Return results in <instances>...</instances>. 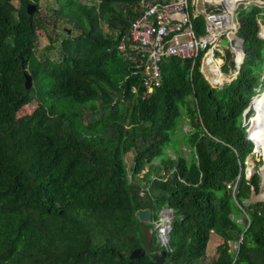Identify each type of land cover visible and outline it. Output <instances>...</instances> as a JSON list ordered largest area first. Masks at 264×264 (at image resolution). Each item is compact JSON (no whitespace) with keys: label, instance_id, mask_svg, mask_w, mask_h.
Instances as JSON below:
<instances>
[{"label":"trees","instance_id":"1","mask_svg":"<svg viewBox=\"0 0 264 264\" xmlns=\"http://www.w3.org/2000/svg\"><path fill=\"white\" fill-rule=\"evenodd\" d=\"M57 2L47 18L38 0H0V264H156L162 252V264H206L212 234L223 242L211 264H264V203L246 202L260 176L258 166L246 177L255 144L253 110L245 114L264 90V7L235 12L244 58L229 82L210 86L202 53L170 57L159 88L142 99L140 77L118 50L141 0ZM56 16L71 34L57 29ZM192 23L203 32L201 15ZM178 121L188 130L175 135ZM145 209L150 222L136 215ZM166 209L165 244L154 226ZM139 248L145 254L132 259Z\"/></svg>","mask_w":264,"mask_h":264},{"label":"built area","instance_id":"2","mask_svg":"<svg viewBox=\"0 0 264 264\" xmlns=\"http://www.w3.org/2000/svg\"><path fill=\"white\" fill-rule=\"evenodd\" d=\"M199 0H169L165 3H157L154 0H141L140 14L130 23L128 29L129 43L121 42L118 50L123 57L133 65L132 73L138 75L141 81V98L148 99L159 88L161 83V64L170 57L182 59H194L202 53L200 67L209 81L207 75L210 69L205 70V60L209 57V63L219 68V81H209L214 86H222L231 80L222 75V65L228 60L225 51L235 55H241L234 73H238L242 60L243 42L237 35L240 23L235 19V12L240 5L250 4L264 7V0H238L232 5L229 0H200L216 5L225 4L222 9H203L198 12ZM194 2L196 6H194ZM215 7V6H214ZM201 15L204 24L203 32L197 33L192 23V18ZM226 40L225 46L221 41ZM233 59H230L231 62ZM235 74V75H236ZM135 93V89L132 90ZM239 185V177L229 188L235 193ZM160 236L168 234L170 227L167 220L159 225Z\"/></svg>","mask_w":264,"mask_h":264},{"label":"rangeland","instance_id":"3","mask_svg":"<svg viewBox=\"0 0 264 264\" xmlns=\"http://www.w3.org/2000/svg\"><path fill=\"white\" fill-rule=\"evenodd\" d=\"M57 1L58 0H38V6L40 8V15L42 17L49 18V14H53L52 13V9L56 10L59 7V5H60V4L58 5ZM16 3H17V1H16ZM84 3H86V2H84ZM218 7H219V9L223 10V8L225 7V4L222 3ZM235 15H236V13H235ZM57 19H59L58 23H57V29H59L62 32L65 29H69L70 30V34H71V32L74 30L72 25H70L69 23H66V21L62 17L61 18L57 17ZM262 30H263L262 34H264V27L262 28ZM46 45H47V40H46L45 36L40 34L39 35V45H38V50H37L38 53H42ZM50 56H52V53L50 54ZM202 76L204 77V75H202ZM204 79H205V77H204ZM35 107H36V105L32 104V105L28 106V108H23L17 114V123L21 124L23 122V120L25 119V115H28L29 112H32ZM260 107H261V105H260ZM260 107H259V109H260ZM263 112H261V115L263 114ZM254 115L255 114H254V111H253V113H252V115H251V117L249 119V125H248V130H247L249 135H252V128L254 126L253 118H255V120H256V115L257 114L255 116ZM261 115L259 117V121L261 120V117H262ZM181 130H183L185 132V131L188 130V128H187V126L185 125L184 122L178 121L175 124V129H174L175 135L179 134L181 132ZM178 146L180 147V149L186 150V148L184 146L179 145V144H178ZM263 154L264 153H262L261 150H257V149L254 148L253 155L250 156L248 161H247V168H246V174H247L246 177L247 178H250L255 173V168L258 167V166H259L258 172L261 171V173H262V167L264 166V155ZM124 158H125L127 166H129L130 162H131V153L126 154L124 156ZM147 169L148 168H145L142 171L143 173H141L138 176L139 179H140L141 185L144 184V181L141 180L142 179L141 176L147 171ZM263 173H264V169H263ZM263 182H264V179H263ZM263 190H262V192H263ZM160 215H161V218H160L158 224H155V226H154V229H157L158 235H160V233H159L160 226L159 225L161 224V222L165 221V220L169 221L171 219V213H170L169 209L162 210ZM167 224H168V222H167ZM144 232H145L144 240L146 242V246H145L144 249L150 250L152 248V246L149 243V239L151 237V230H150V228H145ZM160 239H161L160 243H165L166 244L167 241H168L166 235L160 236ZM222 242H223L222 238L212 234L211 239H210L209 244H208V248H207V255H206V258H205V263L206 264H211V261L214 259L215 255H216V247H218L220 244H222ZM231 246H232V250H234L235 247H236V245H234V243L231 244Z\"/></svg>","mask_w":264,"mask_h":264},{"label":"water","instance_id":"4","mask_svg":"<svg viewBox=\"0 0 264 264\" xmlns=\"http://www.w3.org/2000/svg\"><path fill=\"white\" fill-rule=\"evenodd\" d=\"M35 5H29L28 6V14L29 15H32V13L35 11ZM242 40V38H240ZM227 44L226 40H222L221 41V45L222 46H225ZM243 57H244V54H243ZM243 57H242V60L240 61V64H239V67L240 68V65L243 61ZM24 76H25V81H24V87L26 89H30L31 86H32V80H31V76L27 73H24ZM257 98V97H256ZM255 99V98H254ZM253 99V100H254ZM249 110H251V107H249L245 114H247L249 112ZM249 139H251L253 141V143L255 144V149L257 148L256 147V143H255V140L252 138V135H249ZM259 173V176H260V187H259V192L256 193L254 190L251 191V194L249 196V199L246 201L247 203H257V202H261V203H264V200L261 199V192L263 190V175L260 172ZM171 215H172V211L169 210ZM137 217L139 218L140 221L142 222H150L151 221V211L149 209H145V210H140L139 212H137ZM169 222V221H167ZM235 249H237V247H235ZM145 254V250L143 248H139L137 250H135L132 255H131V258L132 259H135V258H139V257H142L143 255ZM164 257H165V252H162L160 256H154V260L156 262V264H162L163 261H164Z\"/></svg>","mask_w":264,"mask_h":264},{"label":"bare ground","instance_id":"5","mask_svg":"<svg viewBox=\"0 0 264 264\" xmlns=\"http://www.w3.org/2000/svg\"><path fill=\"white\" fill-rule=\"evenodd\" d=\"M232 1V3H234L236 0H231ZM241 56V55H240ZM204 66H205V70H206V72H208V70L207 69H210V71L208 72V73H210L211 75H207V77H208V79H209V81H219L220 80V78H219V68H216V67H214L211 63H209V57H207V59L205 60V63H204ZM261 99V98H260ZM259 99V100H260ZM257 104V103H256ZM256 104H255V111H256V120H255V118H253V123H254V126H253V128H252V138L255 140V143H256V149L257 150H262V152L264 153V147H262V146H260L259 144H258V142H257V135L256 134H258L259 135V137H260V139L264 142V96H263V98L261 99V107H262V109H261V111H259V113L260 112H263V114L261 115L262 117H261V120L259 121V113L257 112V109H256ZM260 110V109H259ZM255 120V121H254ZM259 140V139H258ZM259 142L261 143V144H263L260 140H259ZM264 145V144H263ZM263 148V149H262ZM263 169H264V166L262 167V175H263V179H264V173H263ZM263 189H264V183H263ZM261 199H263L264 200V190H263V192L261 193Z\"/></svg>","mask_w":264,"mask_h":264},{"label":"crops","instance_id":"6","mask_svg":"<svg viewBox=\"0 0 264 264\" xmlns=\"http://www.w3.org/2000/svg\"><path fill=\"white\" fill-rule=\"evenodd\" d=\"M236 1H238V0H236ZM235 1V2H236ZM244 1V0H243ZM228 3L229 4H233L232 3V1L231 0H229L228 1ZM194 6H196V4H195V2H194ZM215 6V7H214ZM198 12H201L203 9H213V8H215V9H219V7H218V5H216L215 3H211V2H202V1H198V3H197V7H194ZM196 11V16H197V12ZM264 26H261L260 25V29H259V32L257 33L258 34V36L260 37V38H264V34H262V28H263ZM225 54L227 55V58H228V60L227 61H225V63L222 65V75L223 76H226L227 78L229 77V79L230 78H232L236 73H234L235 72V70H233V66H232V63L231 62H229V57H230V59H233V56L231 57V53H230V51H228V50H226L225 51ZM239 56V55H238ZM241 57V56H240ZM244 58V57H243ZM240 69V68H239ZM200 71H201V73H202V75H204V73H203V71H202V68L200 67ZM204 77H205V75H204ZM261 78H264V72L262 73V77ZM205 79H207L206 77H205ZM208 81V80H207ZM208 83H209V81H208ZM210 84V86L212 87V84L211 83H209ZM264 91V90H263ZM263 91H261L260 93H259V96H260V94L263 92ZM264 96V95H263ZM263 96H262V98H263ZM256 98V97H255ZM261 98V99H262ZM261 99H260V104H261ZM255 100V99H254ZM254 100L252 101V104H251V109L254 111ZM260 107V106H259ZM258 113H259V111H258Z\"/></svg>","mask_w":264,"mask_h":264},{"label":"clouds","instance_id":"7","mask_svg":"<svg viewBox=\"0 0 264 264\" xmlns=\"http://www.w3.org/2000/svg\"><path fill=\"white\" fill-rule=\"evenodd\" d=\"M241 66V65H240ZM207 80V79H206ZM258 96H259V94H258ZM258 96H256V97H258ZM250 111V110H249ZM254 114H256V111H255V109H254Z\"/></svg>","mask_w":264,"mask_h":264}]
</instances>
